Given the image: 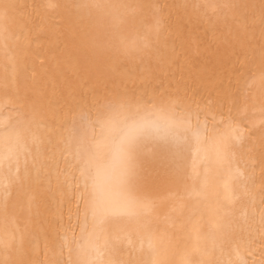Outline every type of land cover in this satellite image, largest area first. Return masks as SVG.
<instances>
[{
	"label": "bare ground",
	"instance_id": "obj_1",
	"mask_svg": "<svg viewBox=\"0 0 264 264\" xmlns=\"http://www.w3.org/2000/svg\"><path fill=\"white\" fill-rule=\"evenodd\" d=\"M94 3L111 7H77ZM262 75L264 0H0V130L28 127L19 159L27 181L6 185L0 172V239L12 237L10 247L0 246V264L75 260L61 238L71 247L80 236L79 227L66 230L78 223V204L84 223L91 193L80 202L81 117L95 120L102 105L124 99L210 107L217 121L199 141L190 135L179 154L156 141L139 145L131 184L145 206L133 219L107 221L115 250L101 238L93 255L105 264L259 261ZM221 113L235 123L213 131ZM218 136L232 145L229 163L216 160L210 141ZM101 158L109 159L107 149ZM104 195L118 197L114 183Z\"/></svg>",
	"mask_w": 264,
	"mask_h": 264
},
{
	"label": "snow or ice",
	"instance_id": "obj_2",
	"mask_svg": "<svg viewBox=\"0 0 264 264\" xmlns=\"http://www.w3.org/2000/svg\"><path fill=\"white\" fill-rule=\"evenodd\" d=\"M77 7L105 9L111 6L94 3L77 5ZM196 7H200V5H196ZM224 7H228V5H224ZM3 39L6 40L8 37L4 36ZM261 80L264 81V75L261 76ZM81 119L87 121V125L81 134V143L76 153L77 159L80 161L78 171L82 178L80 202L85 201V193L89 189H91V193L84 212V223H79L80 205L78 204V223L66 230L74 232L75 227H79L80 236L73 235L71 247L67 235L61 238L62 247H68L70 256L74 255L75 260L65 261L57 258L53 264H105L93 253L100 254L97 241L101 238H103L105 249L115 250L114 240L105 235L106 222L115 218L133 219L145 206L133 191L131 184L133 159L139 145L144 141H156L174 147L179 154L182 145L187 143L189 136H194L199 141L201 136L207 132L209 121H217V116L211 112L210 107L207 112L199 106L193 110L191 107H183L176 99L162 101L160 105L155 104L152 100L142 104L140 101L133 103L129 99H124L119 104L102 105V110L97 112L95 120H90L87 116H83ZM193 120L196 122L195 126H193ZM201 121H203V131ZM225 123L231 127L235 121L230 115L225 120L221 113L219 122L212 124L213 131ZM27 131L26 123L7 124L0 130V145L4 146V151L0 153V172H6L4 176L6 185L28 179L27 164H25L24 177L19 175L20 155L27 152L24 143V135ZM235 131L240 132L242 129L236 128ZM210 143L217 162L226 164L234 157L232 145L225 142L223 137H214ZM105 149L108 151V160L101 158V152ZM238 175L243 178V173L238 172ZM113 183L119 192L115 199L104 195L105 186H111ZM260 205L259 234L264 242V192L261 194ZM255 214L256 209L254 208V219ZM89 218L93 221L91 230H89ZM11 241V236L7 243L0 239V246L10 247ZM149 247L155 251L151 243ZM9 264H29V262L18 260L9 261ZM108 264H132V262L116 261L108 262ZM152 264H156V261L153 260ZM223 264H233V262L226 261ZM238 264H249V262L241 258ZM252 264H264V247L261 250V259L253 261Z\"/></svg>",
	"mask_w": 264,
	"mask_h": 264
}]
</instances>
